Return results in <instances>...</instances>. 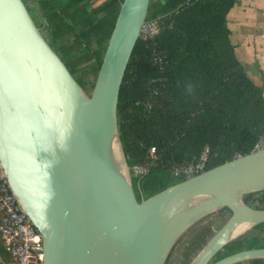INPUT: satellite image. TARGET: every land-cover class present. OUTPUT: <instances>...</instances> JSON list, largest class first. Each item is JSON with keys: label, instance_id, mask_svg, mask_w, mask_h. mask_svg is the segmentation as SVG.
Listing matches in <instances>:
<instances>
[{"label": "water", "instance_id": "water-1", "mask_svg": "<svg viewBox=\"0 0 264 264\" xmlns=\"http://www.w3.org/2000/svg\"><path fill=\"white\" fill-rule=\"evenodd\" d=\"M151 0H122L89 94L24 0H0V162L42 233L45 264H165L203 218L230 216L187 264L264 259V247L213 261L264 223L245 196L264 190V146L141 200L118 124L121 85Z\"/></svg>", "mask_w": 264, "mask_h": 264}, {"label": "trees", "instance_id": "trees-1", "mask_svg": "<svg viewBox=\"0 0 264 264\" xmlns=\"http://www.w3.org/2000/svg\"><path fill=\"white\" fill-rule=\"evenodd\" d=\"M24 2L90 94L122 0ZM236 2H150L147 20H157L161 29L154 37L138 39L118 101L120 137L130 167L145 162L149 149L156 148L146 173L131 171L138 200L187 178L175 169L198 162L204 153L207 170L264 145V90L237 57L227 23ZM245 199L259 207L264 190ZM229 216L224 208L207 217L213 218L216 231ZM255 247H264V223L228 243L213 261ZM0 248L8 258L2 242ZM236 264H264V259Z\"/></svg>", "mask_w": 264, "mask_h": 264}, {"label": "built area", "instance_id": "built-area-1", "mask_svg": "<svg viewBox=\"0 0 264 264\" xmlns=\"http://www.w3.org/2000/svg\"><path fill=\"white\" fill-rule=\"evenodd\" d=\"M157 20H147L141 28L140 37L151 38L160 31ZM264 145L259 143L255 149ZM156 148L152 146L145 162L131 168L135 176L147 172L150 160L155 156ZM206 153L198 162L176 168V174L187 177L204 171ZM0 242L4 246L6 258L0 248V264H45V248L42 233L32 223L28 212L21 204L18 196L11 187L3 166L0 162Z\"/></svg>", "mask_w": 264, "mask_h": 264}, {"label": "crops", "instance_id": "crops-1", "mask_svg": "<svg viewBox=\"0 0 264 264\" xmlns=\"http://www.w3.org/2000/svg\"><path fill=\"white\" fill-rule=\"evenodd\" d=\"M227 23L237 57L249 77L264 90V0H237Z\"/></svg>", "mask_w": 264, "mask_h": 264}, {"label": "rangeland", "instance_id": "rangeland-1", "mask_svg": "<svg viewBox=\"0 0 264 264\" xmlns=\"http://www.w3.org/2000/svg\"><path fill=\"white\" fill-rule=\"evenodd\" d=\"M256 203L257 206L264 207V200ZM212 220L213 218L205 217L189 228L175 243L167 264H171L172 261L176 264H186L191 260L194 251H196L205 240H208L209 235L215 231Z\"/></svg>", "mask_w": 264, "mask_h": 264}, {"label": "flooded vegetation", "instance_id": "flooded-vegetation-1", "mask_svg": "<svg viewBox=\"0 0 264 264\" xmlns=\"http://www.w3.org/2000/svg\"><path fill=\"white\" fill-rule=\"evenodd\" d=\"M88 93V92H87Z\"/></svg>", "mask_w": 264, "mask_h": 264}]
</instances>
